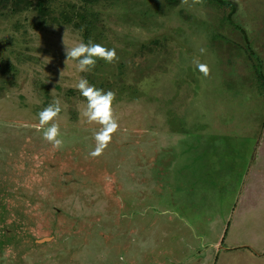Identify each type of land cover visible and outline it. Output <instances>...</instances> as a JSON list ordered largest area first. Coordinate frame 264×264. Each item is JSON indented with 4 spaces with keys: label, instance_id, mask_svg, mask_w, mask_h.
Instances as JSON below:
<instances>
[{
    "label": "rangeland",
    "instance_id": "obj_1",
    "mask_svg": "<svg viewBox=\"0 0 264 264\" xmlns=\"http://www.w3.org/2000/svg\"><path fill=\"white\" fill-rule=\"evenodd\" d=\"M225 1L0 0V264H264L246 250L208 254L209 236L188 225L217 226L215 242L244 190L224 244L264 251V83L241 33L264 75V0ZM89 40L116 58L78 72L65 47ZM81 77L114 94L117 128L96 156L104 126L83 116ZM54 98L59 148L38 127ZM193 133L222 155L234 137L253 149L237 166L210 164L200 185L178 181ZM183 193L207 196L209 214L195 207L183 222Z\"/></svg>",
    "mask_w": 264,
    "mask_h": 264
},
{
    "label": "crops",
    "instance_id": "obj_2",
    "mask_svg": "<svg viewBox=\"0 0 264 264\" xmlns=\"http://www.w3.org/2000/svg\"><path fill=\"white\" fill-rule=\"evenodd\" d=\"M234 11V10H233ZM208 136V135H207ZM209 136L211 137H207L204 134H198V133H193V134H189L187 136V138H189L188 140H186V144H182V146L178 147V149H182L181 152H186L187 153V160H186V167H180L177 168L178 171H181L183 173H181L179 175V180L178 181H182L183 179H189L192 180L194 183L196 184H201L202 180H207L210 179L208 178V174H209V170H210V164L212 163H221L226 161L228 158H230L232 156L231 161H235L236 160V166L239 164V161L241 159V155L244 154H250L251 153V149H253L251 146H249V141H247L245 138H242L243 141L239 140V137L237 138H229L230 140V148L227 152V156L226 155H222L218 153V148L216 146V144L211 140L213 138V136L210 134ZM254 137V136H253ZM235 139V140H234ZM194 140V141H193ZM236 155V157H234ZM211 156V157H210ZM212 161V162H211ZM198 168L200 170H198ZM248 166H246L245 168H243L242 174H241V179L239 181V184H244L246 181V176L248 175ZM195 170H198L197 172H195ZM210 175V174H209ZM189 191V190H187ZM196 192L198 191V189H191L190 192ZM244 191V190H243ZM243 191L238 194L236 196L235 199V208L234 209H230V211L228 212V214L225 217V223H224V227L220 229L219 231V238L218 240H216L215 242L212 241L213 235H216V227L213 226L211 229L209 228V226H212L211 224H207V223H199L198 225H194L195 223H190L188 224L189 226H193L196 227L198 229V232L200 235H205V236H209V243H211L209 249L206 251H208V254H210V251H219V250H241L244 251L246 250L248 252V254L256 256V257H261L264 255V251L263 253H259V251L254 250V252L246 246H241L238 248H232L229 247L227 248V246L224 244V239L227 235V232L234 226V215L238 212V204L240 201V196L243 193ZM240 192V191H239ZM192 194H188V195H184L183 194H179L177 196V200L182 204L187 206L189 209L187 210H181L178 212H174V214H178L179 216L183 217V222L185 220V218L190 217L192 214H194L195 209L199 208L200 206L203 207V216H206V214H209V210L206 207V203L208 202V198L207 196L203 195H194L193 197H191ZM257 199L260 200H264V193H261L260 195L257 196ZM254 199V200H257ZM254 205V204H253ZM255 206V205H254ZM196 207V208H195ZM195 208V209H194ZM237 210V211H236Z\"/></svg>",
    "mask_w": 264,
    "mask_h": 264
},
{
    "label": "clouds",
    "instance_id": "obj_3",
    "mask_svg": "<svg viewBox=\"0 0 264 264\" xmlns=\"http://www.w3.org/2000/svg\"><path fill=\"white\" fill-rule=\"evenodd\" d=\"M200 52L203 53L204 49L201 48ZM65 53L66 60L75 61L77 71L82 73L90 72L95 66L97 59L111 63L116 58L115 49H106L101 44L93 43L91 40L87 43L81 41L72 47L66 46ZM193 64L197 71L207 75L208 69L205 64L200 63L198 60H194ZM74 87L86 100L83 116L89 122H97L104 126V130L96 134L97 147L90 153L92 156L99 155L110 139L109 133L117 128V123L111 113V103L114 94L111 91L95 88L85 77L79 78ZM60 111V100L59 98H54L52 102L37 113L39 118L38 127L42 129V137L50 142L54 148L61 147L63 141L60 138L58 125L55 122L51 124L48 122L53 121Z\"/></svg>",
    "mask_w": 264,
    "mask_h": 264
},
{
    "label": "trees",
    "instance_id": "obj_4",
    "mask_svg": "<svg viewBox=\"0 0 264 264\" xmlns=\"http://www.w3.org/2000/svg\"><path fill=\"white\" fill-rule=\"evenodd\" d=\"M42 0H39L38 4L39 6H42V3H41ZM214 2H217L221 5H228L229 2L225 1V0H213ZM232 7L234 8V6L231 5V11L233 12V9ZM39 12L43 13L44 10H42V8H39L38 9ZM230 24L236 29V30H240V27L237 26V24H234L233 22H230ZM242 33V36H243V40H244V50L249 58V60L252 61V65H253V69L255 71V74L257 76V78L264 83V75L262 74V71H261V61L260 59L258 58V56L253 52V50L251 49L250 45H249V41L246 37V34L241 31Z\"/></svg>",
    "mask_w": 264,
    "mask_h": 264
},
{
    "label": "water",
    "instance_id": "obj_5",
    "mask_svg": "<svg viewBox=\"0 0 264 264\" xmlns=\"http://www.w3.org/2000/svg\"><path fill=\"white\" fill-rule=\"evenodd\" d=\"M232 9L234 10V8L232 7Z\"/></svg>",
    "mask_w": 264,
    "mask_h": 264
}]
</instances>
